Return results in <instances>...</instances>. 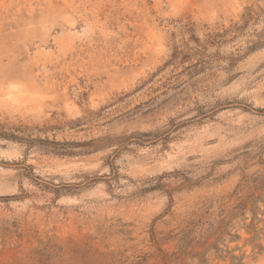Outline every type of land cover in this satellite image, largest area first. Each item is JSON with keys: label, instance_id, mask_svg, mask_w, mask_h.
<instances>
[{"label": "rangeland", "instance_id": "1", "mask_svg": "<svg viewBox=\"0 0 264 264\" xmlns=\"http://www.w3.org/2000/svg\"><path fill=\"white\" fill-rule=\"evenodd\" d=\"M0 264H264V0H0Z\"/></svg>", "mask_w": 264, "mask_h": 264}, {"label": "trees", "instance_id": "2", "mask_svg": "<svg viewBox=\"0 0 264 264\" xmlns=\"http://www.w3.org/2000/svg\"><path fill=\"white\" fill-rule=\"evenodd\" d=\"M193 40L197 43V40H195V38H193Z\"/></svg>", "mask_w": 264, "mask_h": 264}]
</instances>
